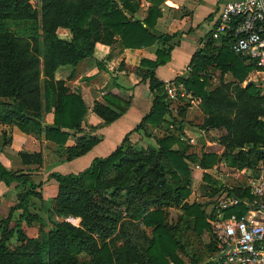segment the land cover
<instances>
[{
	"label": "trees",
	"instance_id": "obj_1",
	"mask_svg": "<svg viewBox=\"0 0 264 264\" xmlns=\"http://www.w3.org/2000/svg\"><path fill=\"white\" fill-rule=\"evenodd\" d=\"M148 1L146 14L140 19L133 16L138 0H37V4L32 0H0V123L14 124L37 137L43 133L57 143L75 138V144L67 149V159L87 151L99 135L81 126L84 100L80 92L69 90L65 80L74 75L80 59L93 55L98 41L124 48L166 43L174 37L176 32L153 29L163 0ZM58 27L67 28L70 37L59 36ZM222 40L225 45L210 55L196 51L189 65L191 72L175 77V83L197 98L204 112L200 126L222 146L225 160L240 168L248 166L249 158L255 156L256 164L258 160L264 164V92L258 82H246L253 63L234 52L227 38ZM177 42L157 48L155 59L140 60L146 65L143 78L149 76L153 92L151 107L135 128L144 129V134L148 132L143 122L157 124L169 111L166 81L154 76V68L170 59V50ZM210 62L222 72L230 71L236 80L207 87ZM174 102L182 113L185 104ZM128 104L129 100L121 104L107 96L105 102L95 101L94 111L110 123ZM50 110L53 120L46 124L42 113ZM171 122L182 130L183 118H171ZM155 140L157 146H142L126 134L109 154L94 157L78 172L51 171L48 177L57 182L58 190L47 209L48 227L32 209L35 198L42 197L44 181H35L29 172L36 167L29 165L40 164L41 153L18 151L20 165L14 167L0 160V181L20 187L17 201L9 205L0 223V264H200L195 258L185 261L179 255L186 252L173 227L178 223L168 222L165 207L171 205L182 209L180 216L197 234L211 228L206 264H219L223 257L215 252L222 239L220 226L208 221L201 203L189 202L186 197L191 177L188 160L209 168L220 155L190 151L189 143L172 133L164 132ZM2 143H6L5 137ZM169 176L173 178L170 181ZM203 179L214 180L208 171H203ZM227 191L253 198L247 186L236 185ZM247 210L248 205L238 203L225 209L224 216H239ZM67 215L80 217V223L64 220ZM31 219L42 225L36 237L23 231V222ZM145 227L151 228V233ZM12 232L26 240L18 254L5 244Z\"/></svg>",
	"mask_w": 264,
	"mask_h": 264
},
{
	"label": "crops",
	"instance_id": "obj_2",
	"mask_svg": "<svg viewBox=\"0 0 264 264\" xmlns=\"http://www.w3.org/2000/svg\"><path fill=\"white\" fill-rule=\"evenodd\" d=\"M225 1L227 0H163L160 3L161 13L157 17L153 29L156 32L168 34L176 32V35L166 43L156 41L151 45L143 47L120 48L115 44H105L98 41L95 43L93 55L84 57L78 61L74 75L66 79L65 84L70 91L80 92L84 100L86 110L81 121V126L84 129H91L92 133L99 135L98 140L84 153L67 159V149L69 146L75 144V138L70 137L65 143H57L46 139L43 133L37 137L32 133L22 131L14 124L0 123V160L5 166L14 167L20 165L18 157V151L20 150L28 152L36 151L42 155V162L40 164H30L29 166L36 167L33 170L35 181H44L40 187L42 197L35 198L39 206L44 209V212H47L49 208V206L47 207L46 198H50L51 203V199L57 194L58 190L57 182L52 181L48 177L51 171L60 173L78 172L87 167L94 157L109 154L121 143L126 134L131 141L137 142L139 145L157 146L155 136H161L164 132L178 136L179 130L174 127L171 118H183L182 130L179 132L183 134L184 138L189 139L188 141L192 143V147L194 146V148L199 149L198 152L192 149L193 152L195 151L198 154L202 150L217 152L220 158L213 167H216L218 163L222 165L225 162L222 157V146L219 145L217 148L213 146V142L211 143V139H209L211 135L200 126L204 120V112L200 109L197 98L182 85H176L175 83V77H185L191 72V67L188 69L187 66L191 65L196 51L200 50L202 54L210 55L216 51L217 47L225 45L226 42L222 40L223 38L216 39L211 36V27L216 21L219 9ZM138 2L139 5L133 12V16L143 19L150 2L148 0H138ZM56 31L61 37H70V32L65 27H58ZM176 39H178V42L170 50V59L154 68V76L166 81L164 85L165 89L167 84L174 86L179 93L178 101L185 104V109L180 113L175 102L169 100L166 93V99L171 102L169 111L167 110L164 113L157 124L152 125L148 122H143L144 128L146 127V133L148 132V134H144V129L135 130V128L142 120L144 114L150 109L153 92L150 89L149 76L143 78L142 74L145 73L146 65H141L140 60L142 58L155 59L157 48H166ZM206 71L208 75L207 87L209 88H212L221 81L236 80L230 71H220L213 62L208 64ZM248 79L258 82V74L254 70H251L248 74ZM107 96L118 99L121 104H124V100H129V104L124 112L110 123H106L94 111L95 101L105 102ZM197 110L201 115L198 118L199 121L194 122L191 120L190 114L195 113V111L197 112ZM52 120V110L42 113V121L44 123H51ZM187 123L190 125L188 126ZM3 137L6 138L5 144L2 143ZM174 146L176 145L174 144ZM188 162L192 174L198 173V170L192 169V163H194L196 168H199V171H208L210 173L212 168H203L195 161H191V164L190 160ZM224 164L229 167L226 163ZM262 165L264 164L258 160L256 167ZM245 168H248V166L235 168L237 185H245V175L243 173ZM211 176L214 179V175L211 174ZM190 178L193 179V177ZM10 187L12 185L7 186L0 181V192ZM46 188L47 191L44 192ZM189 188L191 192L192 186H189ZM189 195L186 197L187 201L202 202L199 199H188ZM227 196H230V193L220 189L216 195L211 197V201L201 204V208L212 225L217 224L219 221L217 215L219 200ZM178 209L180 214H182V209L180 207ZM34 210L37 211V209ZM247 212L249 211L247 210L245 213ZM39 214L44 216L42 211ZM218 251L219 247L217 244L215 254Z\"/></svg>",
	"mask_w": 264,
	"mask_h": 264
},
{
	"label": "built area",
	"instance_id": "obj_3",
	"mask_svg": "<svg viewBox=\"0 0 264 264\" xmlns=\"http://www.w3.org/2000/svg\"><path fill=\"white\" fill-rule=\"evenodd\" d=\"M213 38H227L230 48L253 63L258 83L264 92V0H227L219 9L211 27ZM189 69L190 66H187ZM169 100H178V91L167 84ZM181 94V93H180ZM245 185L252 199L230 195L221 198L217 212L221 240L218 247L223 259L219 264H264V165L244 169ZM245 203L249 212L224 216L229 206ZM255 207V210H252Z\"/></svg>",
	"mask_w": 264,
	"mask_h": 264
},
{
	"label": "rangeland",
	"instance_id": "obj_4",
	"mask_svg": "<svg viewBox=\"0 0 264 264\" xmlns=\"http://www.w3.org/2000/svg\"><path fill=\"white\" fill-rule=\"evenodd\" d=\"M36 1L37 0H32V2L34 4H37ZM174 101H177V100H174ZM174 101H172V102H174ZM181 106H182V104H181ZM190 115H191L190 116L191 120L194 122H197V121H199L198 118L200 117L201 114L197 110V112L195 111V113H193V114L191 113ZM187 125L189 126L190 124L187 123ZM180 132L178 131V133H177L180 140L188 141L189 139L184 138L183 134ZM209 139H211V143L213 142L212 144H213V146H216V148H217V146L220 145L216 141V139L211 138V137ZM149 140L153 141L151 139H149ZM188 143H189V150L190 151H192V149L197 150V152L199 151V149L194 148V146L192 147V143H190L189 141H188ZM224 161L223 162L226 163L227 165H229V167H227L224 163H222V165L218 163V165L216 167L211 166L212 168L210 170V173L214 175L213 181L204 180L202 178V172L203 171H199V168H196L194 163H192L190 161V164L192 163L191 165L193 166L192 169L198 170V173L195 172L194 174H192V172H191V177H193V179L190 178L189 186H192L193 192L191 190L188 199H190V200L199 199L200 201H202L199 203L204 204V203L211 201V197L213 195H216L220 189H223L224 192H226L228 190V188H230L231 186L237 185V181L235 180V176L237 174V173H235L236 167H234V165H231L227 160L224 159ZM255 164H256L255 156H251L249 158L248 170H253V167L256 166ZM29 174L31 176H33L34 172L31 171V172H29ZM217 177H219V178H217ZM168 179L170 181L173 178H171V176H169ZM175 182H178V181L175 180ZM19 191H20V187L12 186L8 189H4L3 192H0V223L7 215L9 205L14 203L15 201H17V195H18ZM46 191H47V188H46V190H44V192H46ZM46 199H47V207H48L51 204L50 198H46ZM212 202H214V201H212ZM34 206L32 207V209H37L38 213L40 211H42L44 213V216H42V218L45 221L44 227L50 226L51 221L49 220V218L47 216V212L43 211L44 209H42L41 206H39V203L36 199L34 202ZM165 210H166V214L168 217V222L171 224H174L175 222H177L178 223L177 225H179V226H176V224H174L173 227L175 228V231L179 235L178 237L183 242L184 247H185L184 251L186 252L184 254V252L180 251L179 252L180 257L185 261H187L188 258L191 260L193 258H195V260L201 261L200 264H206L210 260L209 258L207 259V256L209 255L208 241L210 240V238L212 236L211 228L210 229L206 228L203 230V232L201 234H197L194 230H192V228H191L192 225L187 223L186 221H184L183 218L180 216L179 209H178V207H176V205H171V207L170 206L165 207ZM37 212H35V213H37ZM16 213H17V211H16ZM261 217L264 220V215ZM177 219H178V221L181 222V225L177 221ZM64 220H68L74 224L80 223V217H78V216L67 215L66 217H64ZM11 224H12V222H11ZM217 224H219V222H217ZM40 226H42V225H40V222L38 220L31 219L29 221H25V222H23L24 234L28 237H36L39 234V231L41 229ZM145 229L148 233H151V228L145 227ZM1 233L2 232L0 231V236H1ZM25 241L26 240L18 239L16 232H12V234L9 235L7 237V239L5 240V244L8 247V249L11 250V252L18 254L24 250ZM84 258L88 259V256H84ZM212 260H214V258H212Z\"/></svg>",
	"mask_w": 264,
	"mask_h": 264
},
{
	"label": "water",
	"instance_id": "obj_5",
	"mask_svg": "<svg viewBox=\"0 0 264 264\" xmlns=\"http://www.w3.org/2000/svg\"><path fill=\"white\" fill-rule=\"evenodd\" d=\"M251 80L250 79H248L246 82H250Z\"/></svg>",
	"mask_w": 264,
	"mask_h": 264
}]
</instances>
